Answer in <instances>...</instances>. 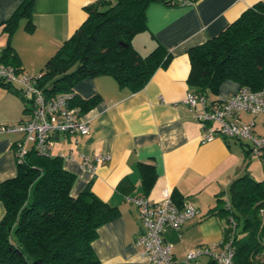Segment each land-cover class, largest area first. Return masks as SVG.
Returning a JSON list of instances; mask_svg holds the SVG:
<instances>
[{
    "label": "crops",
    "instance_id": "crops-1",
    "mask_svg": "<svg viewBox=\"0 0 264 264\" xmlns=\"http://www.w3.org/2000/svg\"><path fill=\"white\" fill-rule=\"evenodd\" d=\"M22 0H0V51L7 33L2 22ZM96 0H34L32 27L26 16L10 35L22 72L37 74L45 61L87 17L86 6ZM259 0H187L167 5L153 1L146 7L145 27L136 32L131 44L140 56L157 46L171 58L158 66L137 91L121 88L109 74L80 79L73 92L87 98L98 94L99 101L83 117L90 124L87 134L59 133L51 155L62 157L65 169L75 174L71 193L88 186L100 199L116 206L119 215L100 225L91 246L100 264H151L144 246L136 242L141 232L137 205L127 196L159 200L167 190L179 204H192L196 213L176 230L166 227L165 241L177 259L187 249L220 242L226 219L214 210L230 204L229 185L247 174L264 180V158L250 154L245 140L215 137L201 140L200 124L191 116L184 97L190 69L188 50L216 35L246 8ZM165 55V56H164ZM18 84L0 85V123H16L26 116L28 104ZM239 88L225 80L210 99L222 101ZM241 122H253L254 133L264 136V114H239ZM18 132L0 133V182L16 174L13 142ZM88 156L93 169L83 159ZM140 163L153 166L154 180L144 190ZM218 199H221L219 201ZM0 200V219L4 214ZM264 242V237H262ZM201 261L208 262L202 256Z\"/></svg>",
    "mask_w": 264,
    "mask_h": 264
},
{
    "label": "trees",
    "instance_id": "trees-1",
    "mask_svg": "<svg viewBox=\"0 0 264 264\" xmlns=\"http://www.w3.org/2000/svg\"><path fill=\"white\" fill-rule=\"evenodd\" d=\"M33 1L22 0L2 22L7 39L0 59L18 69L10 35L21 16L27 17L26 28L31 29ZM153 1L178 3L96 0L88 4L85 20L45 61L38 87L48 97L72 92L70 103L79 113L100 99L98 94L83 98L73 92L84 77L109 74L121 88L131 92L142 88L154 70L171 58L166 55L162 59L160 46L142 57L131 44L133 35L145 27L146 7ZM188 56L189 90L210 102L218 101L210 95L217 94L228 79L239 87L264 88V0L246 8L216 35L191 47ZM16 162V174L0 182L5 209L0 219V264H100L91 243L98 227L119 215L117 207L100 199L88 186L73 195L75 174L64 168L58 155H44L30 148L21 159L16 157ZM139 168L147 193L154 169L148 163H140ZM229 192V206L219 202L214 211L226 219L223 239L233 232V264H264V180L238 176L231 181ZM171 198L181 207L173 193Z\"/></svg>",
    "mask_w": 264,
    "mask_h": 264
},
{
    "label": "built area",
    "instance_id": "built-area-1",
    "mask_svg": "<svg viewBox=\"0 0 264 264\" xmlns=\"http://www.w3.org/2000/svg\"><path fill=\"white\" fill-rule=\"evenodd\" d=\"M39 77V73L22 72L0 59V85L17 83L18 92L28 104L26 116L22 120L0 123V133L21 134L13 142L18 159L30 148L40 154L51 155V148L59 133L87 134L90 131L88 120L79 113L77 106L70 103L73 93L60 92L48 97L37 85ZM184 102L191 116L200 124L202 141L218 136L245 140L250 154L264 158V136L254 133L253 122L239 120V114L243 111L253 115L264 114V88L252 90L242 86L225 100L217 102H210L203 95L188 90ZM83 164L88 170L94 167L88 156L84 157ZM126 199L137 205L141 232L136 242L144 246V253L151 264H233L232 231L220 242L197 245L187 249L183 258L174 257L171 244L163 237V231L166 227L179 230L196 213L192 204L178 207L167 190L163 191L159 200L145 196H127ZM230 226H234L232 219ZM202 256L207 257L208 262L201 261Z\"/></svg>",
    "mask_w": 264,
    "mask_h": 264
},
{
    "label": "rangeland",
    "instance_id": "rangeland-1",
    "mask_svg": "<svg viewBox=\"0 0 264 264\" xmlns=\"http://www.w3.org/2000/svg\"><path fill=\"white\" fill-rule=\"evenodd\" d=\"M2 40H0V46H1Z\"/></svg>",
    "mask_w": 264,
    "mask_h": 264
}]
</instances>
